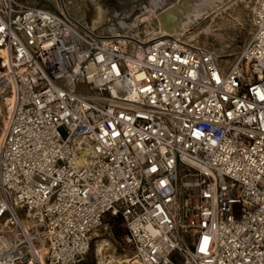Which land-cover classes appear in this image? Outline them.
I'll return each mask as SVG.
<instances>
[{
    "label": "built area",
    "instance_id": "built-area-1",
    "mask_svg": "<svg viewBox=\"0 0 264 264\" xmlns=\"http://www.w3.org/2000/svg\"><path fill=\"white\" fill-rule=\"evenodd\" d=\"M63 8L0 0V264H81L106 214L130 264H264V0L227 66Z\"/></svg>",
    "mask_w": 264,
    "mask_h": 264
},
{
    "label": "rangeland",
    "instance_id": "rangeland-1",
    "mask_svg": "<svg viewBox=\"0 0 264 264\" xmlns=\"http://www.w3.org/2000/svg\"><path fill=\"white\" fill-rule=\"evenodd\" d=\"M27 4H41L54 10H59L63 3L65 10L76 20H80L96 31L104 33L135 34L138 26L135 20L144 8H151L155 0H23ZM163 6L172 0H162ZM255 0H223L210 9L200 18L193 20L187 32L183 33L186 40L199 45H205L220 55L221 66H227L231 59L242 49L251 34V11ZM161 6L157 7L160 10ZM99 9L105 11V18L100 24L94 25L98 19ZM136 21V22H135ZM135 23V24H134ZM133 24V25H132ZM145 24V23H142ZM85 26V25H84ZM218 38V44L210 40V36ZM226 56V59L224 57ZM227 60V61H226ZM0 135L3 129L4 86L0 79ZM80 87L85 90L83 85ZM2 90V91H1ZM109 214L105 215L108 219ZM102 244V257L114 256L120 259H129L131 248L125 238H117L111 224L105 220L94 232L90 250L81 264H97L100 255L95 249ZM108 256V257H107ZM130 264V263H124Z\"/></svg>",
    "mask_w": 264,
    "mask_h": 264
},
{
    "label": "bare ground",
    "instance_id": "bare-ground-1",
    "mask_svg": "<svg viewBox=\"0 0 264 264\" xmlns=\"http://www.w3.org/2000/svg\"><path fill=\"white\" fill-rule=\"evenodd\" d=\"M221 1L223 0H172L170 4L163 6L162 0H155L151 8H144V11H142L135 19L138 26L142 25L137 28L135 34L140 36L142 39L171 33L183 34L190 29L188 26L193 23V20H196L206 14ZM61 6L64 7L63 3ZM159 6H161L160 10L157 9ZM63 10L66 11L65 8H63ZM98 14V19L94 22V25L100 24V22L105 18L104 10L99 9ZM73 19L75 22L80 23V21L76 20L74 17ZM83 27L93 30V28L87 26L86 24H83ZM110 36H115L121 39L122 37H127L125 34H111ZM210 40L214 44H218V38L216 36L211 35ZM104 245L98 244L95 249L96 254L100 255L97 264L131 263L128 258L120 259L115 258L114 256H109V258L105 257L103 260L104 256L102 257V251Z\"/></svg>",
    "mask_w": 264,
    "mask_h": 264
},
{
    "label": "trees",
    "instance_id": "trees-1",
    "mask_svg": "<svg viewBox=\"0 0 264 264\" xmlns=\"http://www.w3.org/2000/svg\"><path fill=\"white\" fill-rule=\"evenodd\" d=\"M105 220H107V222L111 224L113 233L117 238H122L125 236L126 230L119 216H110L108 219L105 218Z\"/></svg>",
    "mask_w": 264,
    "mask_h": 264
},
{
    "label": "crops",
    "instance_id": "crops-1",
    "mask_svg": "<svg viewBox=\"0 0 264 264\" xmlns=\"http://www.w3.org/2000/svg\"><path fill=\"white\" fill-rule=\"evenodd\" d=\"M24 2V1H23ZM30 5H34V4H30ZM41 5V4H40ZM44 6V5H43Z\"/></svg>",
    "mask_w": 264,
    "mask_h": 264
}]
</instances>
